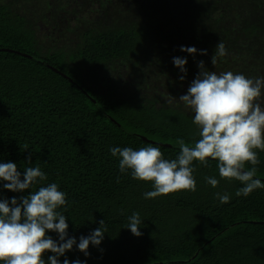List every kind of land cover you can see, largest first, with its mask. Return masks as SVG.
Instances as JSON below:
<instances>
[{
	"label": "trees",
	"instance_id": "16d2710c",
	"mask_svg": "<svg viewBox=\"0 0 264 264\" xmlns=\"http://www.w3.org/2000/svg\"><path fill=\"white\" fill-rule=\"evenodd\" d=\"M220 41L227 54L213 66ZM176 57L187 60L186 73ZM200 61L217 74L264 77V0H0V163H15L21 180L37 165L47 176L25 192L0 181V200L19 203L56 183L69 238L78 245L101 220L107 228L88 256L74 245L60 264H264V188L236 196L243 185L221 179L209 158V166L193 162L195 192L146 199L152 183L122 174L110 152L152 145L172 160L177 139H200L179 101ZM255 151L254 179L264 184V151ZM133 213L140 237L126 228Z\"/></svg>",
	"mask_w": 264,
	"mask_h": 264
},
{
	"label": "clouds",
	"instance_id": "9594fccd",
	"mask_svg": "<svg viewBox=\"0 0 264 264\" xmlns=\"http://www.w3.org/2000/svg\"><path fill=\"white\" fill-rule=\"evenodd\" d=\"M181 51L195 55V47H181ZM206 55V51L201 52ZM226 49L222 41L217 45L212 57L213 66L217 57L225 56ZM174 65L186 73L187 60L176 57ZM200 73L188 87L187 93L179 98L194 113L193 123L199 129L200 139L194 144H186L177 139L180 153L177 158L164 159L157 146L141 147L133 150L130 147L110 149L113 157H119V170L122 174L129 172L134 180L151 182L154 190L144 194L146 199H154L169 194L196 191L193 177L194 161L202 166H209V158L217 161L221 179L240 182L236 196L248 197L256 189L264 188L257 174L259 163L255 150L264 151V108L259 99L264 89V77L250 79L231 71L217 74L208 71L204 62H199ZM181 80L184 76L180 77ZM30 163V160H29ZM246 164L252 165L246 170ZM47 180L46 174L37 165L26 167L23 180L12 162L0 163V181L4 188L11 192H25L39 182ZM119 182V178L117 179ZM206 182L215 188L219 181L207 177ZM221 203L229 202L228 194H217ZM67 203L65 193L58 190L56 183L41 186L22 196L18 203L12 198L0 200V262L2 264H45L43 256L50 252V264H60L59 257L73 249L88 256L89 245L99 246L107 232L105 222L89 236H81L77 245L76 239L68 237L67 217L58 209ZM139 213L128 218L126 228L140 237ZM55 232L59 242L47 235ZM63 264H69L65 259ZM73 264H80L77 260Z\"/></svg>",
	"mask_w": 264,
	"mask_h": 264
},
{
	"label": "rangeland",
	"instance_id": "374dc122",
	"mask_svg": "<svg viewBox=\"0 0 264 264\" xmlns=\"http://www.w3.org/2000/svg\"><path fill=\"white\" fill-rule=\"evenodd\" d=\"M120 77H121V80L126 78V75L124 74V71L122 72V74H120ZM154 85L157 88H160V84L158 82L154 83ZM259 103L261 104V107L264 108V103L261 102L260 100H259Z\"/></svg>",
	"mask_w": 264,
	"mask_h": 264
},
{
	"label": "water",
	"instance_id": "95a60500",
	"mask_svg": "<svg viewBox=\"0 0 264 264\" xmlns=\"http://www.w3.org/2000/svg\"><path fill=\"white\" fill-rule=\"evenodd\" d=\"M57 70V69H56ZM63 74V73H62Z\"/></svg>",
	"mask_w": 264,
	"mask_h": 264
}]
</instances>
